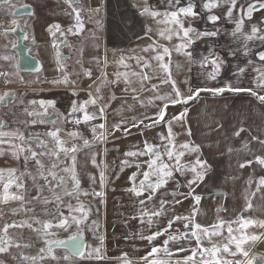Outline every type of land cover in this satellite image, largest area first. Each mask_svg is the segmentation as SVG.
<instances>
[{"label":"snow or ice","instance_id":"snow-or-ice-1","mask_svg":"<svg viewBox=\"0 0 264 264\" xmlns=\"http://www.w3.org/2000/svg\"><path fill=\"white\" fill-rule=\"evenodd\" d=\"M7 2L8 0H5V3ZM65 2L72 8L69 15H74L75 25L62 29L61 25L54 24L50 26V31L54 38L59 33L63 38L61 42L65 46L71 47L67 36L83 32L85 24L81 17L82 9L75 7L78 0H65ZM179 3L180 0H165L164 10L153 7L149 0H141L137 4L139 14L155 21L158 26L156 29L149 26L146 30L147 33L169 42L175 38L179 41L177 44L168 47L161 45L158 39H152L148 45L139 49L142 54L122 55L117 61H114L117 69L113 71L111 77L107 71L109 67L107 52L105 51L102 58L94 57L100 75L94 78L92 69L83 70V75L91 81L85 90L87 98L83 101L74 99L67 116L56 113V119L48 121L45 119L49 115L48 108H55L56 102L54 100L31 101V105H39L43 111H27L26 109V114L33 117L30 124L35 126L51 123L53 125L51 130L42 134L30 133L26 136L19 129L5 130L8 127L7 123L0 121V156L14 158L21 162L24 169L20 171L15 167L0 168V185H2L0 204L7 205L10 201H19L20 208H12L11 211L16 212L23 209L26 214H31L30 220H25L19 225L13 221L0 229V254L8 253L13 246L16 248L30 247L29 244L21 245L15 242L9 235V229L12 227H27L43 238L45 247L39 249V256L17 254L13 257L14 259L19 258L28 261L29 264H37V261L45 260V253H47L55 260L57 257L53 253L56 248H67L72 255H78L85 259H103L104 234L95 235L99 246L93 247L87 254L85 252L88 246L83 235L84 230H91L95 234L100 232V226L98 220H92L90 225L86 223L93 213V207L81 201V196H92L97 198L101 204L106 205V189L111 179L107 175L110 165L107 162L98 161L97 157L108 155V148L104 145H107L116 132L121 133L120 138H127L132 134V129H137L139 134L143 135L149 130L159 128L155 137L159 143L145 138L141 142L143 147L140 144L133 145L132 149L122 153L120 160L121 170L129 167L136 168V171L129 176L131 186L126 189L130 196L136 198L134 205L136 213L131 219L138 220L142 226L139 239L151 245L150 251L140 257L139 261H134L128 257L127 253L122 254V257L119 258L121 264H255L257 257L250 255L246 245L249 242L255 243L264 240V232L249 233L246 232V229L250 226L264 228V220L246 218L241 213L232 220L218 217L210 225L199 222L197 216L200 214L203 195L197 193V188L204 183L210 166L207 165L206 160L202 159L200 144H196L190 139L178 143L177 138L181 134L192 136L191 127L186 124V119L190 111L189 105L198 100L201 93H211L213 96H217L223 95L225 92H246L258 100L261 105H264V94H262L264 93V50L253 53L250 45V42L253 41H259L261 45H264V25L253 23L250 30H246L245 27L246 21H252L256 11L264 10V0H206L202 5L205 10L204 18L213 25L212 30L207 28L201 30L194 25V21L201 18V13L196 11L197 6L192 0H189L186 6L175 7ZM214 9H223V16L215 14ZM22 11H27V6ZM92 11L99 16L101 8L97 7ZM222 18L234 26L230 31L225 30V32L233 38L237 44V50L241 51L245 57L257 55L262 62V67L254 68L257 74L253 77L255 87L240 86L239 77L247 71V68L238 66L237 73H234L238 77L237 84L227 81L222 86L209 87L193 84L190 79H187L183 83L188 87L186 92L183 91L172 76L171 58L173 54L183 55L190 64L195 62L201 68L208 65L213 66V71L207 74V78L216 81L223 63L221 57L214 48L205 55L197 52L194 46L198 41H204L206 38H217L221 33L217 22ZM12 23L16 24V20L14 19ZM95 23L102 29L101 20L97 19ZM160 25H164V27H159ZM93 36H95V32H93ZM52 47L57 49L56 56L60 61L58 71L61 76L54 78L51 83L72 87V95L78 98L80 90L75 86L79 84L81 74L67 71V67L63 63L64 57L60 53L59 45L55 39ZM133 52L135 53L136 50L133 49ZM147 53H152V55H143ZM231 54L236 55L237 53L233 51ZM131 61H135L138 70L132 69V65L129 63ZM153 61H155V66ZM77 63H81V61H77ZM247 63L252 64L253 61L249 59ZM119 68L124 70L121 71ZM156 68L160 70L161 75L159 77L155 74L149 75L147 70H152L155 73ZM6 75V73L0 72V76ZM71 75H75L77 79H70ZM153 79H159V83H151ZM6 83H11V81L7 80ZM121 83L124 85L121 90L126 93L131 92L132 99L139 103L140 107L145 110L151 108L154 111L151 114L145 111L138 116L133 115L128 118L123 116V111H135V105H128L120 113L121 120L109 126L107 109L111 107V102L116 97L115 93L110 91L108 99H105L103 90L111 89ZM135 83L140 84L139 89L133 86ZM162 86H168L169 91L162 92ZM142 92H148L149 95L143 97ZM12 95L14 93L11 92L0 94V104H3ZM170 109H179V111L170 114ZM57 121L60 123L58 124ZM65 123H71L74 126L83 124L90 129L91 138L85 136L75 127L71 131H66L63 128ZM175 127L183 129L184 132L175 131ZM244 131L246 129L240 127L234 135L240 137ZM251 140L264 147V139L253 136ZM249 144L250 141L244 142V151L249 150ZM97 148L101 150L92 151ZM116 151L120 150L116 149ZM232 151L233 149H228L229 153ZM81 152L90 155L91 164L99 170L98 176L88 174L93 185L91 191L81 187L82 178L78 171V155ZM187 155H195V160L184 161V157ZM145 157L147 159H142ZM253 163L264 169V154H254L253 159L239 163V167L241 169L251 167ZM29 164L34 165V170L28 169ZM25 176L32 179L37 192V195L31 197V200L26 199L24 192H10L13 186L27 191L22 180V177ZM97 183L99 191L95 187ZM182 189L184 190L182 191ZM257 190L264 191V176L259 177ZM45 191L50 195H43ZM73 200L76 201L75 204L72 203ZM186 200L191 201L190 210L187 214L178 213L177 206H183ZM33 201L44 205L42 211L45 215H50L51 219L42 220L37 217L35 208L27 207V204H31ZM48 205H55V207L50 210ZM252 207L251 201L247 200L245 211ZM65 209L67 214H65ZM219 211H227V209L218 208L217 212ZM95 212L99 215L98 207ZM34 224L38 227L34 228ZM174 225L178 226L174 227ZM234 225L238 227L234 228ZM225 228L227 230L226 237H224ZM61 231L71 234L67 239L56 238ZM132 235L135 238L137 234L133 233ZM161 237H164L162 243L155 244ZM219 237H223L226 242L220 243L216 239ZM181 253L187 254L181 256ZM229 256L233 259H228ZM237 256H240L241 259H235ZM62 258L70 259L68 255Z\"/></svg>","mask_w":264,"mask_h":264},{"label":"crops","instance_id":"crops-1","mask_svg":"<svg viewBox=\"0 0 264 264\" xmlns=\"http://www.w3.org/2000/svg\"><path fill=\"white\" fill-rule=\"evenodd\" d=\"M99 1H101L100 19L103 25L101 37L95 40L90 32L87 33L83 52L87 67L92 69L94 78L98 77L100 72L93 58L97 56L102 58L105 51L109 60L107 71L111 77L113 71L117 69L114 61H117L122 55L142 54L139 49L148 45L152 39H158L161 45L168 47H172L179 42L175 38L169 42L147 33L146 30L149 26L153 29L158 26L155 21L139 14L137 4L141 0H88L89 19H92L94 14L92 10L99 4ZM188 2L189 0H180V3L175 7L186 6ZM192 2L197 3L196 11L200 12L202 16L205 13L202 5L206 0H192ZM149 3L160 10L165 8V0H149ZM213 12L223 16V9H214ZM253 23L264 25V10L256 11L252 21H246V30H250ZM90 24L92 27V20ZM194 25L199 29L213 28L212 24H208L201 18L194 21ZM159 27H164V25ZM217 27L221 29V33L217 38H206L204 41H198L194 46L197 52L205 55L214 48L215 52L221 57L223 63L216 81L207 78V74L213 71V66L208 65L201 68L195 62L190 64L183 55L173 54L171 58L172 76L183 91L186 92L187 90L188 85L183 83L187 79H190L193 84L209 87H219L227 81L237 84L238 77L234 73H237L238 66H246L247 68V71L239 77L240 86L245 88L255 87L253 77L257 74L254 68L262 67L259 57L257 55L245 57L241 51L237 50V44L225 32V30L230 31L234 27L231 23H227L222 18L217 22ZM98 44L99 47H97ZM250 45L253 53L264 50V45H261L259 41L250 42ZM133 49L136 50L135 53ZM233 51H236L237 54L232 55ZM143 55L150 56L152 53ZM249 59L253 61L252 64L247 63ZM129 63L132 65L133 70H138L135 61ZM152 63L155 66V61ZM119 70L123 71L124 69L119 68ZM147 71L149 75L155 74L157 77L161 75L158 68H156L155 73L152 70ZM84 77L82 75V78ZM151 83H159V79H153ZM133 86L140 88L139 83H135ZM123 87L124 85L121 83L111 89L105 88L103 90L105 99H108L110 91L114 92L116 97L111 102L113 109L108 120L120 121L122 118L120 113L128 105H135L134 112L123 111V116L128 118L136 113L140 114L147 111L151 114L154 111L151 108L145 110L140 107L139 103L132 99L133 94L131 92L126 93L121 90ZM92 90H94V87ZM161 91H169V87L162 86ZM141 95L147 97L149 93L142 92ZM125 99L127 100L126 104ZM189 108L186 124L191 127L192 136L188 137L186 135V139L202 146V159L206 160L207 165L210 166L204 183L197 188V193L203 195L197 220L204 225H210L218 217L232 220L241 213L246 218L264 220V191L257 190L259 177L264 176V169L256 163L243 169L239 167V163L253 159L254 154H264V147L251 140L253 136L264 139V105H261L258 100L246 92H225L223 95L217 96H213L211 93H201L200 98L192 102ZM176 111H179V109H170V114ZM240 127H244L246 131L242 132L240 137H236L234 133ZM116 135L117 138L122 139L120 138V132H116ZM245 141H250L248 151L243 150ZM229 148L233 149L231 153L228 152ZM247 200L251 201L253 207L245 211ZM218 208H226L227 211L217 212ZM233 227L238 226L234 225ZM254 232L260 234L264 232V228L250 226L249 233ZM226 236L227 230L225 228L224 237ZM216 239L220 243L226 242L223 237ZM227 258L233 259L230 256ZM235 259H241V257L237 256Z\"/></svg>","mask_w":264,"mask_h":264},{"label":"flooded vegetation","instance_id":"flooded-vegetation-1","mask_svg":"<svg viewBox=\"0 0 264 264\" xmlns=\"http://www.w3.org/2000/svg\"><path fill=\"white\" fill-rule=\"evenodd\" d=\"M25 6H27V11H22ZM88 6V0H78L75 5L76 8L82 9L81 17L85 27L83 32L67 36V41L71 45V47H68L61 42L63 38L60 37L59 33L54 38L50 31V26L54 24L61 25L62 29L75 25L74 15H69L72 8L65 0H8L7 3H5V0H0V72L7 74L6 76H0V94L5 92L14 93L3 104H0V121H5L8 125L5 130L19 129L23 132L27 128V123L30 124L33 117L28 116L30 119L28 122L24 119L26 117V107H28L27 111H43L39 105L33 106L29 101V106L25 107L26 96L34 97L33 99L36 101L54 100L56 102L55 108H48L49 115L45 117L48 121L56 119V113H59L58 109L64 112L63 109L70 108L71 102L77 99L72 95V87L51 83L54 78H60L61 76L58 71L60 61L56 56L57 49L52 47L54 39L64 57L63 63L66 65L67 71L81 74L80 82L75 87L80 92L86 93L85 90L88 87L85 88L82 85L89 84L90 81L87 77L82 78V75L83 70L88 68L83 54L87 33L90 32L95 40L100 39L102 33L101 28L95 23L97 19L101 20V12L99 16L94 13L92 19H89ZM100 6L101 1L95 8ZM14 19L16 24L12 23ZM93 32H95V36H93ZM77 61H81V63H77ZM70 79H77V77L71 75ZM7 80H10L11 83H6ZM35 107L38 110L34 109ZM68 114L69 112H66L65 115ZM69 119H71L70 116ZM57 123L59 124L60 121H57ZM33 127L37 130L44 127L47 132L53 128V125L45 123ZM74 127L77 128L78 126L71 123L63 124L66 131H71ZM6 157L12 158L10 156H0V161L7 165L9 162L6 161ZM17 163L22 166L21 162L17 161ZM0 168L3 167L0 166ZM23 170L22 166L21 171ZM0 194H2V185H0ZM12 208H20V202L10 201L7 205L0 204V229H3L5 224L13 221L19 225L26 218L30 220L31 215L27 216L28 213L26 214L23 209L13 212L11 211ZM65 214H67V210H65ZM105 215L102 214V224H105ZM90 220H95V218L90 215ZM86 223L89 224L88 221ZM35 227H38V225ZM102 227L96 235H105ZM70 234V232L61 231L56 238L67 239ZM9 235L15 242L21 245L29 244L30 247H11L8 253L0 254L2 264H29L28 261L19 258L14 259L13 257L17 254L39 256V249L45 247L43 238L27 227H12L9 229ZM83 235L88 246L85 249L87 254L91 252L93 247L99 246V241L93 242L89 239L88 229L84 230ZM246 248L249 250L250 255L257 257L255 264H264V259H261L264 258V240L255 243L249 242ZM124 253H127L128 257L134 261H139L140 257L137 256V253L133 255L134 253L127 252L121 245L109 244L105 237L102 249L103 259H85L78 255H72L67 248H56L53 254L57 259L53 260L51 256L45 253V260L37 261V264H121L119 258ZM65 255H68L70 259H63L62 257Z\"/></svg>","mask_w":264,"mask_h":264},{"label":"rangeland","instance_id":"rangeland-1","mask_svg":"<svg viewBox=\"0 0 264 264\" xmlns=\"http://www.w3.org/2000/svg\"><path fill=\"white\" fill-rule=\"evenodd\" d=\"M204 16H205V13L201 16V19L207 22ZM206 28L208 30L213 29L211 27L210 28L206 27ZM203 29L205 28H202L201 30ZM84 86L85 88H87L88 83H85V85H82V87ZM81 94H84V95H81ZM33 98L34 97H29V96L25 97V99L27 100L25 101V107L29 106L28 105L29 102H31L32 100H35ZM86 98H87L86 93L80 92V95L77 99L84 100ZM26 108L28 109V107ZM34 109L38 110V108L36 107ZM112 109H113L112 106L107 109L108 118H110V113L112 114ZM63 111L64 112L58 109L59 113L65 115L66 112H70V108H64ZM135 115L138 116L139 114L136 113ZM24 119H26L27 122L28 120H30L27 114ZM113 123L115 122L112 120H108L109 126H111ZM77 129L82 131L85 136L91 138L90 129L86 128L83 124L79 125ZM178 129L179 127L174 128V130L179 133L184 132L183 129L181 128L179 130ZM159 130H160L159 128L152 129V130L145 132L143 135H140L137 129H132V134L128 136L127 138H122V139L117 138V135L115 133V136L110 138L107 145H104V147L108 148V155L106 157H102V156L97 157L98 161L107 162L110 165V170L107 173V175L111 179L106 189V192H107L106 205L101 204L97 198H94L92 196H88V197L81 196L82 202H84L85 204H90L93 207V213L91 214V217H94L95 220L99 221L100 227L103 226L102 228L104 229L107 243L121 245L124 250L130 253H134L133 255L137 253V256L139 257L144 256L148 251H150L151 245L148 242L141 241L139 239V232L142 226L138 220L131 219V217L136 213V207H134V205L136 204V198L130 196V194L126 191V189L131 186L129 182V176L131 175L132 172L136 171V168L129 167V168H124L123 170H121L119 167V164L122 158V153L124 151L132 149V146L135 144H140V146L143 147L141 142L145 138H148L149 140H153L154 142L159 143L158 139H155L156 133ZM23 132L27 136L30 133L42 134V133H45L46 131L44 127L37 130L35 127L30 125L28 122L27 128ZM43 138L48 139L47 137H43ZM186 140L187 139H186L185 134H181L177 138L178 143L184 142ZM116 149H119L120 151H116ZM100 150L101 149L97 148V149H93L92 151H100ZM142 159H147V157L142 158ZM194 160H195V155H187L184 157V161H194ZM6 161H8L9 164L6 165L3 161L2 162L0 161V166H2L5 169L9 167H15L21 171L22 166H19L17 161H15V159L6 157ZM28 169L34 170V165L29 164ZM78 171L82 178V184H81L82 189L91 191L93 188V185L91 184L88 178V174L91 173V174H95L98 176L99 170L91 164L90 155H85L84 152H81L78 155ZM22 180H23V183L25 184V188L27 189V191L25 192L23 189H17L15 188V186H13L10 189V192H24L26 199L31 200V197L37 195L36 189L33 186V181L30 177H27V176L22 177ZM95 187H96V190L99 191L98 183ZM170 187H173V186L170 185ZM183 190L184 189H182V191ZM43 195L47 196V195H50V193L45 191ZM72 203L75 204L76 201L73 200ZM190 205H191V201L186 200L184 201L183 206H177L176 211L180 214H187V212L190 210ZM27 207L35 208V215L42 220H47V219H50L51 217L50 215L44 214L42 209L45 206L42 205L41 203H37L33 201L31 204H27ZM47 207L51 210L55 207V205H48ZM97 207L99 208V215H97L95 212V209ZM102 214L105 215L104 217L105 224H102L103 222V219L101 218ZM28 215L30 216L31 214L28 213L27 216ZM44 217H46V219H44ZM25 220H29V219L26 218ZM88 222L90 225L91 220ZM33 226H36V225L34 224ZM177 226L178 225H174V227H177ZM144 230H145V233L147 234V229L145 228ZM246 232H249V228L246 229ZM133 233L137 234L135 238H133V235H132ZM95 235L96 233L94 234L91 230H88L89 239L93 242L97 241V239H95ZM126 237L128 238L126 239ZM163 239L164 237L159 238L155 242V244H158V245L161 244ZM170 247L172 246L170 245ZM181 254L180 255L183 256V255H186L187 253H181Z\"/></svg>","mask_w":264,"mask_h":264}]
</instances>
